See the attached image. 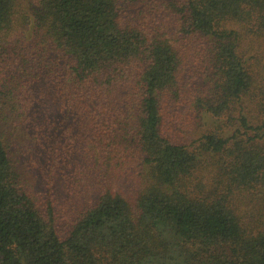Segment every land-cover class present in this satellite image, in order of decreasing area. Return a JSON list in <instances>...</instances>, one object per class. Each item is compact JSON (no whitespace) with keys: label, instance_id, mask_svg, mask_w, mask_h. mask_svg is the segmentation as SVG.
Returning a JSON list of instances; mask_svg holds the SVG:
<instances>
[{"label":"trees","instance_id":"obj_1","mask_svg":"<svg viewBox=\"0 0 264 264\" xmlns=\"http://www.w3.org/2000/svg\"><path fill=\"white\" fill-rule=\"evenodd\" d=\"M0 264H264V0H0Z\"/></svg>","mask_w":264,"mask_h":264},{"label":"rangeland","instance_id":"obj_2","mask_svg":"<svg viewBox=\"0 0 264 264\" xmlns=\"http://www.w3.org/2000/svg\"><path fill=\"white\" fill-rule=\"evenodd\" d=\"M65 169L67 171H65L64 173L60 171V176L56 177L55 191H64V194H61V197L64 199V204L70 210V205L74 203L73 199H76L78 201L80 198L79 196L84 195V193L87 191V189L84 188V182L87 176L85 173H81V175L79 176L72 173V171H75L74 169H78L81 171L83 170V168ZM76 176L79 177L78 180L75 179Z\"/></svg>","mask_w":264,"mask_h":264}]
</instances>
